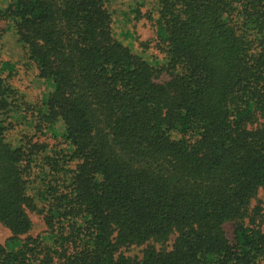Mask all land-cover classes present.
<instances>
[{"label":"trees","instance_id":"1","mask_svg":"<svg viewBox=\"0 0 264 264\" xmlns=\"http://www.w3.org/2000/svg\"><path fill=\"white\" fill-rule=\"evenodd\" d=\"M112 1L0 8L47 87L0 54V264H264V0Z\"/></svg>","mask_w":264,"mask_h":264},{"label":"rangeland","instance_id":"2","mask_svg":"<svg viewBox=\"0 0 264 264\" xmlns=\"http://www.w3.org/2000/svg\"><path fill=\"white\" fill-rule=\"evenodd\" d=\"M128 1L121 0H113L112 6L116 9L117 12L121 11L124 6L129 3ZM8 3V0H0V8H4ZM119 7V8H117ZM118 18H121L125 25L132 28V30L138 35L139 41H150L153 37L152 29L150 25L145 21H138L133 23L131 26L129 22H126V17L123 14H119ZM147 55H152L149 50H146ZM0 54L1 58L4 61H10L14 64V79L12 80V84L15 88H17L24 96L25 99L30 103L34 104L39 101L42 97L43 93L47 90L46 85L41 81V79L37 78L35 75V71L31 68V66L26 63V61H22L23 52L19 45L16 42V35L14 31L10 29V25L7 21L0 19ZM151 60L153 55L148 58ZM14 137H11V140ZM31 221V229L27 235L36 236L40 235L45 230V224L42 217L35 213L28 214ZM224 231L227 238L231 239L234 231V224L232 222H227L224 224ZM11 236L10 231L0 223V245L4 243L6 239ZM173 240V236H171L167 242L163 244H158L154 242H150V244L154 245L157 248H169ZM147 244H133L130 246H124L120 249V252L129 258H139L142 255V250L145 248Z\"/></svg>","mask_w":264,"mask_h":264}]
</instances>
